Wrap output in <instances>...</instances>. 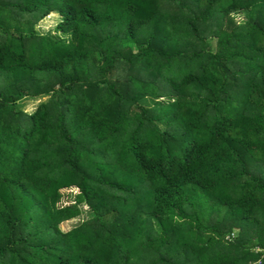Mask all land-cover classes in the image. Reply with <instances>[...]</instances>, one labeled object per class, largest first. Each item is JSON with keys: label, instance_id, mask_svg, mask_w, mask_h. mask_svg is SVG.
I'll list each match as a JSON object with an SVG mask.
<instances>
[{"label": "trees", "instance_id": "1", "mask_svg": "<svg viewBox=\"0 0 264 264\" xmlns=\"http://www.w3.org/2000/svg\"><path fill=\"white\" fill-rule=\"evenodd\" d=\"M0 264H264V0H0Z\"/></svg>", "mask_w": 264, "mask_h": 264}, {"label": "rangeland", "instance_id": "2", "mask_svg": "<svg viewBox=\"0 0 264 264\" xmlns=\"http://www.w3.org/2000/svg\"><path fill=\"white\" fill-rule=\"evenodd\" d=\"M240 18H242V15L239 16ZM239 18V19H240ZM58 14L55 13V12H52L50 13L49 15H47L46 17H44L43 19H41L37 25H36V28L38 30V32L40 33H43L47 30H50L52 29L56 23L58 22ZM115 73H117L115 71ZM44 97H46V95L44 96H36V97H25L21 100V107L25 110V111H32L35 107V105L37 104V102L40 100V99H44ZM73 192H76L77 189L76 188H72ZM90 219V210L88 209L87 206L85 205H82V212L79 216L73 218V219H70V220H67V221H64L60 227L63 229V230H67L71 227H74L78 224L80 225H85L87 223V220ZM249 229V234H251L250 232L253 230V229ZM252 235V234H251ZM170 253V252H169ZM170 254L173 255V252H171Z\"/></svg>", "mask_w": 264, "mask_h": 264}]
</instances>
